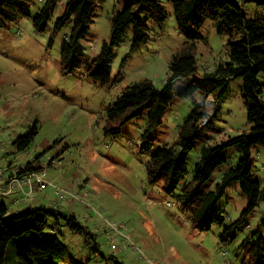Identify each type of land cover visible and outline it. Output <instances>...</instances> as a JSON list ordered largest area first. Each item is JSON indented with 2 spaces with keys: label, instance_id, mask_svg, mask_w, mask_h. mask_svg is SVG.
Listing matches in <instances>:
<instances>
[{
  "label": "rangeland",
  "instance_id": "obj_1",
  "mask_svg": "<svg viewBox=\"0 0 264 264\" xmlns=\"http://www.w3.org/2000/svg\"><path fill=\"white\" fill-rule=\"evenodd\" d=\"M67 1H57L44 34L32 29V19L44 0L24 4L30 16L0 29V167L5 168V177L11 172L8 166L14 164L43 167L45 179L48 181L49 174L58 185L48 181L57 197L51 207L68 218L73 216L83 228L75 232L63 226V219L47 220L48 226L59 225L49 231L66 249L56 264H115L114 260L121 264H248L239 245L257 231L264 200L246 217L245 224L232 232L228 242L219 239L222 225L235 221L246 208L237 183H231L217 202L218 222L209 231L193 229L190 211L179 201L184 187L194 180L203 148L249 133L241 79L228 81L217 110L210 111V121L199 129L193 149L185 156L186 175L172 195L164 194L160 185H148L144 168L155 149L169 147L179 138V127L196 103L204 100L207 107L215 108L214 99L205 98L200 88L187 97H180L179 92L192 81L200 85L204 75L227 60L229 38L216 34L213 19L199 30L178 27L170 0H155L168 13L163 26L158 29L148 20L146 43L131 54L127 46L132 30L127 28L111 50L109 83L100 85L84 76L83 67L68 76L60 73V52L72 21L55 38L52 35L54 21ZM96 3L92 24L76 45L89 62L97 57L103 43L110 42L111 16L130 6L129 0ZM254 5L245 3V12L262 17L264 5ZM138 18L146 16L139 14ZM189 54L196 59L197 72L172 85L173 100L159 126L144 136L146 118L142 117L124 124L115 137L105 134L106 108L128 86L148 80L157 89L163 88L173 56ZM258 82L264 95V76H258ZM28 133L33 134L32 142L19 151L15 142ZM239 159L236 147L226 149L224 163L202 192L213 191L220 175L234 168ZM251 161V178L264 192V146L251 150ZM13 194L20 196L14 205L31 202L17 191ZM6 200L0 197L7 208ZM30 207L40 206L32 202ZM259 232L264 244V230ZM112 245L116 251L111 250ZM17 263L16 250L8 244L4 264Z\"/></svg>",
  "mask_w": 264,
  "mask_h": 264
},
{
  "label": "trees",
  "instance_id": "obj_2",
  "mask_svg": "<svg viewBox=\"0 0 264 264\" xmlns=\"http://www.w3.org/2000/svg\"><path fill=\"white\" fill-rule=\"evenodd\" d=\"M58 0H44L32 19V29L36 34H44L53 9ZM130 6L113 14L111 39L103 43L99 54L91 62L77 49V43L84 38L92 24L96 0H68L61 15L54 21L53 38L72 21V28L63 45L60 58V73L68 76L80 68L84 76L92 83H109L112 48L118 44L127 28L131 27L132 37L127 46L129 54L137 52L146 43L148 37L146 22L149 20L160 29L168 18L166 9L155 0H129ZM32 0H0V29H7L30 15L24 4ZM254 3L263 7L264 0H170L174 19L178 27L190 26L199 30L207 20H216L215 30L218 36L229 38L227 60L219 63L213 72L204 75L200 85L190 82L179 92L180 97L189 96L200 88L204 97L211 96L215 108L207 107L205 101L196 103L187 120L179 127V138L171 146L154 150L145 164L146 182L150 186H161L167 196L172 195L186 175L185 156L193 149L198 139L199 129L206 125L216 111V105L225 96L230 79H241L242 97L245 101L247 121L251 124L249 133L242 134L222 142L215 147L203 148L196 163L194 180L186 185L179 196L184 209L190 211L189 222L193 229L209 231L218 222L217 202L231 183H237L246 199V208L239 217L222 225L219 239L228 242L232 232L245 224L260 201L264 192L260 184L251 178V150L264 146V97L258 76H264V13L262 17H251L245 12V3ZM264 12V7H263ZM139 14L146 18L140 20ZM192 37L200 38L196 33ZM169 76L166 84L157 89L150 81L141 80L128 86L124 93L106 108L104 132L112 137L118 135L120 128L136 118H146L145 135L159 126L170 107L173 94L172 85L197 72L196 59L192 55L173 56L168 67ZM263 96V97H262ZM33 134L20 136L15 145L24 151ZM236 147L240 159L234 168L220 175L213 191L202 192V187L211 179L217 168L224 163L225 150ZM9 167V166H8ZM26 170L33 171L30 163ZM7 209L0 203V264H4L6 248L11 244L16 250L17 264H56L65 252V247L49 231L58 224L48 226V219H63V226L75 232L83 228L72 216H64L53 207L28 208L25 211L7 215ZM264 230V213L257 226V231L245 239L239 250L248 264H264V244L259 230ZM113 260L114 258L111 257ZM115 264H121L115 261Z\"/></svg>",
  "mask_w": 264,
  "mask_h": 264
},
{
  "label": "built area",
  "instance_id": "obj_3",
  "mask_svg": "<svg viewBox=\"0 0 264 264\" xmlns=\"http://www.w3.org/2000/svg\"><path fill=\"white\" fill-rule=\"evenodd\" d=\"M9 176L5 177L0 172V197H6L11 195L14 191L21 193V195L27 199H32V192L34 189L45 190L50 187V184L45 179L46 173L43 167L33 171H24V168L18 164L9 166ZM25 188L28 189L25 192ZM112 251H116L115 246H111Z\"/></svg>",
  "mask_w": 264,
  "mask_h": 264
},
{
  "label": "crops",
  "instance_id": "obj_4",
  "mask_svg": "<svg viewBox=\"0 0 264 264\" xmlns=\"http://www.w3.org/2000/svg\"><path fill=\"white\" fill-rule=\"evenodd\" d=\"M39 167H37L36 169H38ZM0 172H2V175L4 176V172H5V168L4 167H0ZM47 179L48 181H51L53 183L56 184V182L53 180L52 176L47 174ZM56 186H58L56 184ZM25 191H28L27 188H25ZM36 192H38L37 194H35ZM19 193V192H17ZM21 194V193H20ZM55 191L51 188V187H47L45 190H39V189H34L33 193H32V199L31 202L27 201V202H21L19 204H15L17 206H15L13 203L15 202L16 199H18L20 196L18 194H11L9 196H6L7 200V215H11L14 213H19L21 210H25L30 207V203H37L38 207L39 206H46V207H51L52 204H54L53 202H55V200L57 199L56 195H55ZM23 197V196H22ZM24 199V197H23ZM17 207V208H16ZM21 208V210H19Z\"/></svg>",
  "mask_w": 264,
  "mask_h": 264
}]
</instances>
